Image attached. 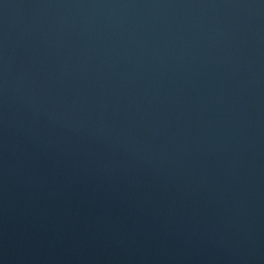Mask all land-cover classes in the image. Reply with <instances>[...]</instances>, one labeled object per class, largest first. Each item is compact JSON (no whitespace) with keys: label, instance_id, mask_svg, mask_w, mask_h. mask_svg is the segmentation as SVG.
Returning <instances> with one entry per match:
<instances>
[{"label":"water","instance_id":"1","mask_svg":"<svg viewBox=\"0 0 264 264\" xmlns=\"http://www.w3.org/2000/svg\"><path fill=\"white\" fill-rule=\"evenodd\" d=\"M0 264H264V0H0Z\"/></svg>","mask_w":264,"mask_h":264}]
</instances>
